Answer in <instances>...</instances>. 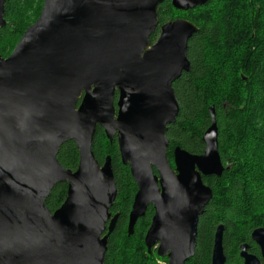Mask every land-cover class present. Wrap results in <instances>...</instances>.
Masks as SVG:
<instances>
[{
	"label": "water",
	"instance_id": "water-1",
	"mask_svg": "<svg viewBox=\"0 0 264 264\" xmlns=\"http://www.w3.org/2000/svg\"><path fill=\"white\" fill-rule=\"evenodd\" d=\"M165 1L44 0L12 54L0 57V264H104L117 188L110 157L101 166L92 151L97 127L116 138L138 188L128 234L153 207L148 253L155 249L168 264L194 257L199 218L214 196L203 178H220L229 167L214 107L204 153L177 147L174 168L168 159L167 131L180 115L173 84L190 72L188 44L198 28L168 22L151 46ZM169 1L188 12L212 0ZM67 142L79 151L76 171L58 161ZM60 183L68 184L66 199L52 213L46 201ZM223 234L221 225L212 264H226ZM251 238L264 260V228ZM248 250L241 245L244 264H261Z\"/></svg>",
	"mask_w": 264,
	"mask_h": 264
},
{
	"label": "trees",
	"instance_id": "trees-1",
	"mask_svg": "<svg viewBox=\"0 0 264 264\" xmlns=\"http://www.w3.org/2000/svg\"><path fill=\"white\" fill-rule=\"evenodd\" d=\"M43 3L7 0L6 26L0 32L1 57L7 58L37 21ZM157 13L159 26L151 44L170 21L181 18L198 28L188 44L190 72L173 84L180 115L167 131L168 159L174 167L177 147L193 155L204 153L203 137L212 122L209 109L214 107L219 154L229 167L220 178H203L214 196L199 218L196 250L188 264H212L214 238L221 225L226 264H243L241 245H248V251L260 257L251 234L264 228V0H212L188 12L175 10L167 0ZM92 151L101 166L110 157L117 188L110 213L118 218L107 240L104 264L167 262L155 249L148 253L144 243L154 216L152 207L137 222L133 235L128 234L138 188L129 167L121 161L116 138L111 142L97 127ZM79 158L74 142L65 143L58 154L60 164L71 171L77 170ZM67 189V183H60L52 190L46 201L52 213L64 203Z\"/></svg>",
	"mask_w": 264,
	"mask_h": 264
},
{
	"label": "flooded vegetation",
	"instance_id": "flooded-vegetation-1",
	"mask_svg": "<svg viewBox=\"0 0 264 264\" xmlns=\"http://www.w3.org/2000/svg\"><path fill=\"white\" fill-rule=\"evenodd\" d=\"M180 19V18H179ZM177 20V19H176ZM171 22V21H170ZM160 33V32H159ZM155 44V43H154ZM154 44H151V45H154ZM117 99H118V95H116V98H115V104H116V102H117ZM173 167V166H172ZM174 168V167H173ZM150 208V207H149ZM148 208V209H149ZM153 208V207H152ZM154 210V209H153ZM154 217V216H153ZM250 253V252H249ZM251 254V253H250ZM252 255H254V254H252ZM240 256V255H239ZM256 256V255H255ZM257 258H259V260L261 261V264H264V260L262 259V256H261V251H260V257H258V256H256ZM241 258V257H240ZM242 260V259H241ZM190 261V260H189ZM189 261H187L186 262V264H188V262ZM242 262H243V260H242ZM243 264H244V262H243Z\"/></svg>",
	"mask_w": 264,
	"mask_h": 264
},
{
	"label": "rangeland",
	"instance_id": "rangeland-1",
	"mask_svg": "<svg viewBox=\"0 0 264 264\" xmlns=\"http://www.w3.org/2000/svg\"><path fill=\"white\" fill-rule=\"evenodd\" d=\"M215 8H216V7H214V9H215ZM215 10H217V8H216ZM220 10H221V9H220ZM180 19H181V18H180ZM159 34H160V33H159ZM159 34L157 35V37H156L154 43L157 42V40H158V38H159ZM154 43H153V44H154ZM17 44H18V43H17ZM17 44H16V45H17ZM151 46H152V45H151ZM15 47H16V46H15ZM15 47H14V49H15ZM14 49L12 50V52L14 51ZM12 52L10 53V55L12 54ZM10 55H9V56H10ZM9 56H8V57H9ZM0 57H1V56H0ZM8 57H7V58H8ZM1 58H3V57H1ZM169 161H170V160H169ZM170 164H171V163H170ZM159 263H160V264H168V261H167V262H164V261H163L162 263L159 261Z\"/></svg>",
	"mask_w": 264,
	"mask_h": 264
}]
</instances>
